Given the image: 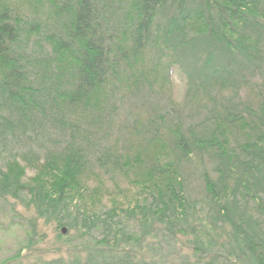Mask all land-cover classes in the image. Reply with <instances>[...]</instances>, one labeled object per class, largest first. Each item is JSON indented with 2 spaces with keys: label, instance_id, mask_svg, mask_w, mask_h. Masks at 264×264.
<instances>
[{
  "label": "trees",
  "instance_id": "16d2710c",
  "mask_svg": "<svg viewBox=\"0 0 264 264\" xmlns=\"http://www.w3.org/2000/svg\"><path fill=\"white\" fill-rule=\"evenodd\" d=\"M16 6L0 0V200L60 240L100 231L108 258L83 264H135L117 254L129 221L183 225L196 249L226 237L237 263L264 264V0Z\"/></svg>",
  "mask_w": 264,
  "mask_h": 264
},
{
  "label": "rangeland",
  "instance_id": "374dc122",
  "mask_svg": "<svg viewBox=\"0 0 264 264\" xmlns=\"http://www.w3.org/2000/svg\"><path fill=\"white\" fill-rule=\"evenodd\" d=\"M3 1V0H2ZM7 1V0H6ZM17 8V0H8ZM186 93L184 77L177 71L174 75V98L182 102ZM30 144H20L21 147ZM0 162L7 158V146H2ZM8 151L16 152L13 148ZM30 170L28 176L33 175ZM113 182L107 179L106 185L113 188ZM121 180L120 185L127 189ZM190 190L193 197H198L202 202L203 187L196 175L190 177ZM128 194V192L126 193ZM133 193L125 198L131 199ZM108 200V197L106 198ZM106 201V200H105ZM125 202V201H123ZM126 232L133 237L122 244L117 253L122 256L128 254L133 257L135 264H239L235 257H230L224 249L221 230L217 238L214 234L212 240L205 239L199 244V249L192 244L194 236L189 234L190 229L180 225L177 229H166L158 223H154L149 235L143 236V231L138 222H126ZM58 224H47L39 219L35 211L27 209L21 202L9 197L0 200V264H76L86 263L89 257L96 261H102V257L108 258L110 251L100 247L98 240L104 238L97 230L81 233L77 230H69L67 226L66 239H58ZM180 230V231H179ZM228 231V229H227ZM35 233L37 236H35ZM35 236L32 246V238ZM213 241H216L215 245ZM223 245V246H222ZM112 254V253H111ZM115 255V254H114ZM16 257V258H15ZM14 261H10L13 260ZM10 261V263H7ZM241 264V263H240Z\"/></svg>",
  "mask_w": 264,
  "mask_h": 264
},
{
  "label": "water",
  "instance_id": "95a60500",
  "mask_svg": "<svg viewBox=\"0 0 264 264\" xmlns=\"http://www.w3.org/2000/svg\"><path fill=\"white\" fill-rule=\"evenodd\" d=\"M62 231H63V233H66V229H63Z\"/></svg>",
  "mask_w": 264,
  "mask_h": 264
}]
</instances>
